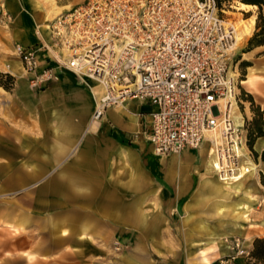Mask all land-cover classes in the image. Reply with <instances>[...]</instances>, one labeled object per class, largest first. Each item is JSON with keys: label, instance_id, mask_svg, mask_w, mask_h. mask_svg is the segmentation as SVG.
Returning a JSON list of instances; mask_svg holds the SVG:
<instances>
[{"label": "rangeland", "instance_id": "rangeland-1", "mask_svg": "<svg viewBox=\"0 0 264 264\" xmlns=\"http://www.w3.org/2000/svg\"><path fill=\"white\" fill-rule=\"evenodd\" d=\"M32 1L35 3L36 10L40 12L41 18L36 20V22L32 21L33 28L31 30L21 31L16 29L17 26L15 24L18 21L15 20L13 14L4 4H0V264H117L124 252L129 250L143 252L146 250L148 243L152 251L160 254L158 245L159 243L167 244V240L142 238L141 225L132 224V229L129 226L123 227V225L119 224L105 223H101L100 234L84 233L86 236L83 239L92 245L98 244L104 250L101 256H96L87 261L78 258L77 254L82 248L76 245L66 244L62 247L51 245L55 255L52 259L32 255L31 253L23 252V250L22 252L15 251V246L28 248L29 245H34L35 242L36 246H50L49 235L42 219L48 215L66 211L76 212L77 210L76 207L56 204L55 196L51 195L53 192L44 190L45 182L54 177L52 174L40 175L25 186L19 182L15 184L13 180L14 168H17L18 172L35 168V160L24 158L26 156L25 153L28 154L29 150L36 149V136H42L44 133L42 130L43 126L46 131L45 138H51L53 128L57 123V118L54 117V114L59 105L52 107L53 116L49 117L50 111H48L49 105L46 98H41L37 101L33 95H27L26 93H39V91H43L52 85H59L61 83L60 75L63 73L73 83L86 86L91 95L92 92L94 93L92 95V112L83 120L79 119L78 135L80 138H113L115 129L112 121L103 120L107 111L103 113L99 120L92 119L96 99L95 92L100 90L95 88L94 84H88L83 77H79L69 70L56 68L54 70L57 75L56 79L43 83L41 86L32 85L29 75L23 67L21 68L20 60L15 53V46L28 45L34 42L35 44H50L48 26L47 36L42 33V29L58 14L73 7L77 2H72L66 6L61 4L62 0ZM220 7L224 10L222 13L224 18L232 23L237 28V31L238 29H244L245 31L244 39L237 43L236 49L230 54V72L233 73L234 80H236L234 88L236 99L232 107V115L234 118L238 117L239 123L242 125L240 136L245 139L242 138L245 141L246 156L251 161V165L253 163L256 165L255 169H251V166L246 167V169L250 168L251 170L247 174L241 189H249L250 195L255 199L256 204L248 217L249 219H246V223L242 227L232 226L227 222L219 223L218 218L211 217L212 215L208 217L203 213V211L210 210L211 203L218 198L209 196L206 199L205 196H202V192H199L200 190H194L195 187L199 189L198 184L201 180L199 174L193 173L195 171L194 167L200 163L201 157L194 152L161 156L163 159L172 158L178 163L173 169H170V171L174 172L173 183L175 184V190L172 191L170 189L172 193L180 195L181 204L185 203V206L177 209L175 215L178 221L174 223L175 228L173 226V229L177 234L175 246L185 254L187 260L189 259V264H201L200 259L202 257H205L209 264H220V260L225 259H231V264H242L248 258L253 240L255 238H264V147L260 151L254 148L257 138L264 137V44L247 50L248 40L256 29L259 12L257 6L245 5L241 0H221ZM39 59L42 65H55L51 54L46 49L42 50ZM14 62H17L20 66L19 75L9 72L6 68V65ZM248 66L256 68V76H253L248 83L244 84L243 80H246L249 73L247 70ZM44 107L48 113L47 119L43 123L42 120L38 119V112L40 108L43 109ZM112 108H108V111ZM91 122H97L98 124L96 127H88L85 130L86 125L91 124ZM257 128L261 130L262 135L255 137L254 130ZM29 133L32 134V141L29 138H19V135L25 136ZM214 133L220 134L219 132ZM250 138H254L251 146L248 145ZM206 147L207 144L204 145L201 153L208 151ZM152 156L153 160H157V163L160 161L154 154ZM48 162L51 163L50 160ZM108 165L114 168V172L108 177L110 182L125 180L131 185L145 184L147 182L152 185L158 181L164 183L151 175L146 181L140 171H137V161L135 165L123 166L117 160L112 159ZM51 166L54 167V164H48L49 170ZM200 170L202 171V168ZM251 178L254 179L252 180ZM167 187L169 188V186ZM204 193L209 192L206 191ZM241 194L242 190L240 193L235 192L232 196L223 198V201L224 203L232 204L240 199ZM150 199V202H144L140 206L144 215L143 218H146L147 215H155L154 212H160L156 197L153 196ZM135 204L132 206V214L129 212L130 221H133L132 215L135 213ZM14 205L16 206L14 207ZM13 210H16L17 214L31 215L32 219H34L32 226L29 224L27 226H14L10 217ZM254 212H256V225L253 221ZM197 216L208 220L207 226L211 228L207 230V233L211 234L200 243L198 241L201 238L198 236L202 231L199 229L197 222H191ZM72 217L76 221L74 223L78 224L77 218L75 219L73 215ZM22 220L26 222L28 218L22 217ZM186 220L190 221L187 222ZM66 228L69 229V226ZM254 228H256V237H253ZM220 229L226 232L223 234L217 231ZM35 236L39 237L36 241ZM165 246L166 249L171 250V245ZM2 248H5L4 252ZM238 251L242 252L238 253Z\"/></svg>", "mask_w": 264, "mask_h": 264}, {"label": "built area", "instance_id": "built-area-1", "mask_svg": "<svg viewBox=\"0 0 264 264\" xmlns=\"http://www.w3.org/2000/svg\"><path fill=\"white\" fill-rule=\"evenodd\" d=\"M223 12L216 0H82L48 24L50 44L16 45L15 53L32 85L56 79V68L96 80L93 120L131 100L148 104L144 136L155 154L207 144L222 172L231 171L229 146L241 129L226 109L236 86L229 73L235 30ZM43 49L55 65L40 63ZM214 132L222 137L215 146Z\"/></svg>", "mask_w": 264, "mask_h": 264}, {"label": "crops", "instance_id": "crops-1", "mask_svg": "<svg viewBox=\"0 0 264 264\" xmlns=\"http://www.w3.org/2000/svg\"><path fill=\"white\" fill-rule=\"evenodd\" d=\"M75 1L77 2L73 6L79 4L82 0H62L61 4L68 6V4ZM1 3L8 8L15 20L18 21L15 25L19 31L31 30L33 28L32 21L36 22V20L41 18V14L36 10L35 3L32 0H1ZM42 33L45 36L48 35L47 25L42 29ZM33 44L35 42L22 46L26 47ZM6 68L13 74H20V66L17 62L6 65ZM247 70L249 73L246 80H243L244 84L250 81L248 78L250 72L256 74V68L253 66H248ZM68 78L61 73V83L59 85H52L43 91H39V93H26L27 95H33L37 101L41 98H46L49 105L48 111L51 112H49V117L53 116L52 107L59 105L54 114V117L57 118V123L53 128L51 138H45L46 131L43 126L42 130L44 133L42 136H36V149L29 150L28 154L24 152L26 154L24 158L35 160V168L19 172L17 168H14L13 180L15 184L19 182L25 186L40 175L52 174L54 177L45 182L44 190L53 192L51 195L55 196L56 204L76 207L77 210L76 212L66 211L48 215L42 219L49 235L50 246H36L35 242L34 245L31 244L28 248L15 246V251L22 252L23 250V252H28L32 255L52 259L55 255L51 245L59 247L66 244L76 245L82 248L77 254L78 258L87 261L96 256H101L104 250L98 244L92 245L83 239L86 236L85 232H87L86 234L92 232L93 235L100 234L101 223L119 224L123 225V227H132V229V224H137L142 226V238L163 239L167 240V244L159 243L160 254L152 251L149 243L143 252H137L136 250L126 251L121 255L117 264H189V259L187 260L185 254L175 246L177 234L173 229V226L175 228L174 223L178 221L175 215L177 209L185 206V203L181 204L180 195L171 192V189L172 191L175 190V184L173 183L174 172L170 171V169H173L178 163L172 158L163 159L161 156L156 155L144 136V131L148 128L147 112L150 110V106L138 100H131L126 105H120L109 111L107 109L103 120H110L114 123L113 138H80L78 135L79 119L83 120L92 112V95L94 93L92 92L91 95L86 86L73 83ZM83 79L88 84H94V87L100 90L101 87L95 80L86 77H83ZM45 107L43 109L40 108L38 112V119L42 120L43 123L47 119L48 113ZM88 127L90 126L86 125L85 130ZM214 135L215 133H212L209 140L212 141V138H215ZM19 138L31 139L33 137L29 133L25 136L19 135ZM212 142L213 146L221 143H215L214 140ZM262 147H264V137H258L254 148L260 151ZM202 149H204V145L199 150H184L180 154L194 152L201 157L200 163L194 167L195 171L193 173L201 176L198 184L199 189L195 187L194 190H200L199 192H202V196L207 199L209 196H215V190L205 180L215 182L218 174L213 149L206 150V153H201ZM152 154L159 158L160 161L158 163L157 160H153ZM112 159L117 160L123 166L135 165L137 161V171H140L146 181L151 175L164 183L158 181L152 185H149L148 182L131 185L125 180L110 182L108 177L114 172V168L110 167L108 163ZM49 160L51 163L48 162ZM48 164H54V167L51 166L49 170ZM254 166L256 167L255 164ZM200 168H202V171ZM251 179L253 180L254 178ZM241 190L240 199L232 204L224 203L223 198L225 197L215 196L214 198L218 199L211 203V209L203 211V213L208 217L212 215L211 217L218 218L219 223L227 222L232 226L242 227L246 223V220L241 217L243 205L246 204L248 198L251 199L254 205L256 201L250 195L249 189L243 188ZM206 191L209 193H204ZM153 196L156 197L160 212H154L155 215H147L146 218H143L144 215L140 206L144 202H150V198ZM134 203H136V209L132 215L133 221H130L129 212H131ZM253 207L250 208L248 217ZM218 208H220L219 211L217 210ZM23 215L17 214L16 210H13L10 215L12 224L14 226H27V224L32 226L34 221L32 216ZM72 215L75 219L77 218L78 224L74 223L76 221ZM253 215V221L256 225V212ZM22 217H27L28 221L23 222ZM224 219L226 220L224 221ZM191 222H197L199 229L202 231L198 236L201 238L198 241L199 243L211 234L207 233V230L211 229L207 226L208 220L197 216ZM68 226L69 229L66 228ZM217 231L223 234L226 232L223 229ZM253 232V237H256V228H254ZM87 237L89 238V236ZM38 238L35 236V241ZM165 245H171V250L166 249ZM2 251L4 252L5 248H2ZM200 262L201 264H209L205 257H202Z\"/></svg>", "mask_w": 264, "mask_h": 264}, {"label": "bare ground", "instance_id": "bare-ground-1", "mask_svg": "<svg viewBox=\"0 0 264 264\" xmlns=\"http://www.w3.org/2000/svg\"><path fill=\"white\" fill-rule=\"evenodd\" d=\"M233 27L235 30V40L232 45V52H234V50L236 49L237 43H240L244 39V33H245L244 29H238L237 31V28L234 25ZM21 68H22V64H21ZM229 73L231 76H234L233 73L230 72V70H229ZM253 76H256V74H254L253 72H250L248 78L251 80ZM82 77H86V76H82ZM235 99H236V91L232 90L231 93L226 98V109L228 110L229 117L232 121L233 128L240 127V129L242 130V125L239 123V118L238 117L234 118V116L232 115V107L235 102ZM97 124H98L97 122H91L89 126L96 127ZM220 135L221 134H215L214 135L215 138H212V141L214 140L215 143L222 142V137ZM242 138L243 137L238 135V137L234 139V143H232V145L229 146V150L232 151L234 155H236L235 157L236 162H235V165L232 166L231 171H227L226 169L223 168L224 170L222 172V168L218 167V161H216V158L214 157L216 165H217V174H218L217 180L215 182L209 181V180H205V181L214 188L215 196L227 197L232 194H235V192H239L243 186V182L245 178L247 177V174L249 173L251 169L255 167L254 164L251 165V161L246 156V149H245V144H244L245 141H243L244 138L243 139ZM220 153L222 152H218L219 156H220ZM221 163L226 164L227 161H225L223 158V161L221 162L219 159V164ZM250 166H251V169L250 168L246 169V167H250ZM253 205L254 204L251 202V199L248 198L246 201V204L243 205V211L241 212V217L244 220L248 218V212L250 211V208L253 207ZM217 210L219 211L220 208H218Z\"/></svg>", "mask_w": 264, "mask_h": 264}, {"label": "trees", "instance_id": "trees-1", "mask_svg": "<svg viewBox=\"0 0 264 264\" xmlns=\"http://www.w3.org/2000/svg\"><path fill=\"white\" fill-rule=\"evenodd\" d=\"M216 1L218 6H220L221 0ZM241 2L245 5L257 6L259 12L255 32L248 40L247 50H250L253 47L264 44V0H241ZM254 131L255 137L262 135L259 128ZM254 138H250L249 146H251ZM242 264H264V238H255L253 240L252 249L249 252L248 258Z\"/></svg>", "mask_w": 264, "mask_h": 264}]
</instances>
